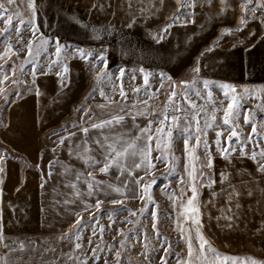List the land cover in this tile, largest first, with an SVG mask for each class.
<instances>
[{
    "label": "crops",
    "instance_id": "obj_1",
    "mask_svg": "<svg viewBox=\"0 0 264 264\" xmlns=\"http://www.w3.org/2000/svg\"><path fill=\"white\" fill-rule=\"evenodd\" d=\"M185 4L187 7L183 6ZM91 6L96 9L92 22L86 20L80 29L74 23L63 28L70 33L65 35L68 41L79 37L78 45L85 53L94 47H98L99 52L106 51L107 64L114 65L117 61L138 69L143 66L145 71L160 75L163 72L168 77L189 82L182 86L196 107L185 100L191 116L172 124V144L176 159L184 161L181 185L186 184V187L183 191L191 195L192 179L188 172L191 164H195L197 175L198 160H192L185 152L183 128L189 123L192 125L189 149L194 146L193 155L200 158L199 151L205 148L201 147L204 137L199 144L195 139L197 120L201 126L206 118L211 121L213 106L217 107L215 120L211 121L214 127L207 129V144L216 141L215 126L224 127L220 104L223 101L226 107L228 101L220 85H234L237 98L264 91V12L261 9L249 12L248 7L243 8L242 0H223V3L221 0H92ZM241 18L246 22L241 24ZM165 25L169 26L165 28ZM93 28L97 31L93 32ZM78 31L81 32L78 34ZM53 35L60 39L57 34ZM205 80L209 82L208 88L204 87ZM86 82L85 60L76 59L64 78L59 79L56 74L38 76L35 92L14 101L7 110L5 124L0 127V229L3 235L0 264H5L3 249L7 241L16 235H42L53 221L48 218L49 189L46 186L49 177L60 175L54 172L60 166L59 157L58 153L50 156V149L42 146V140L45 132L64 123L73 106L82 99ZM209 89L211 100L206 98ZM197 90L200 97L195 94ZM128 128L127 139L131 141L137 135V120H129ZM222 132L225 139L230 129ZM116 133L105 135L102 131L95 141L91 139L96 144L98 161L104 159L105 138L117 141L120 136ZM68 136H65L63 153L70 157V168H73L84 163L82 157H88L89 144L93 141ZM223 142L229 144L226 139ZM78 144L81 151L77 149L74 154ZM244 152L245 155L229 153L227 159L220 154L213 156L212 181L215 182L202 191L200 223L220 254L259 261L264 260V172L259 171L264 158L256 156L254 160L252 149ZM80 157L82 160L78 162ZM186 163L190 165L187 169ZM221 172L225 173L224 180H221ZM195 183L197 186V180Z\"/></svg>",
    "mask_w": 264,
    "mask_h": 264
},
{
    "label": "rangeland",
    "instance_id": "obj_2",
    "mask_svg": "<svg viewBox=\"0 0 264 264\" xmlns=\"http://www.w3.org/2000/svg\"><path fill=\"white\" fill-rule=\"evenodd\" d=\"M0 4L4 5L0 11L5 13L0 16V69H3L0 71V89H3L0 91L1 127L5 124L9 106L14 101L35 92L38 76L60 73L59 79L64 78L71 63L81 58L79 52L75 51L80 49L78 45L80 38H75L76 41H68L65 35H70V33L63 28L74 23L80 29L86 24V20L92 22L93 12L96 9L91 6L92 0H14L11 5L7 3V0H0ZM242 4L243 8L248 7L251 13L258 12V9L264 12V0H242ZM9 15L12 17L11 22L4 23ZM32 24L36 27H31ZM50 29L56 32L53 33ZM80 32L78 31V34ZM53 34L60 36V39L58 38L60 43L67 49L66 51L61 50L59 58L55 50L57 38L53 37ZM45 39L47 44L43 42ZM29 47H31V53H29ZM87 51L92 52L93 55L87 60L84 59L87 82L82 99L73 106L64 123L58 128L45 132L42 140V146L50 149L49 155L55 157L58 153L59 157L57 162L60 166L54 172L58 171L57 174L60 175L54 173V177H49L46 186L49 189L48 218L51 217L53 221L49 223V229L42 235H16L7 241L3 249L5 264H105V261L107 264H178V261L187 260L188 246L186 239L181 238L182 235L187 237L190 234L193 238V245L197 249L199 242L195 239L196 226L191 219H185L186 215L191 214L186 213L181 207L182 203H187L191 195L183 191L186 187V184L181 185L184 182V179H181L184 176L182 174L184 161L176 159L172 140L167 148L162 147L161 151H156L155 137L153 138L151 145L154 150L151 155L154 168L147 175L141 168H133V162H139V156H128L125 160L126 168L132 169L131 175L127 170L121 172L117 167L102 174L98 164L89 166L85 159L82 165L70 168V157H66L63 153L67 139L65 136L69 133L72 134L69 136L75 139L82 136L95 141L102 131L105 135H113L117 132L116 135H119L121 139L119 144H124L128 141V121L133 120V115L137 120V135L149 120H153L152 130L155 132V128L160 126L159 120L155 118L162 119V116L160 108L152 105L151 98L157 89L165 88L167 82H173L175 78L168 79L165 75L163 84H161L160 73L145 71L150 74L149 84L152 95H148L144 90L149 86L144 84L143 73L140 69L116 61L114 65L107 64L105 69L112 75L111 82L104 80L97 84L96 72L104 67L101 63L93 68L96 57L100 53L99 48H89ZM103 52L108 57L107 52ZM65 66H67V71L64 70ZM120 67L125 68L122 77L118 72ZM133 69H135L134 72ZM34 71L35 76H33ZM5 75L8 76L6 80L3 79ZM121 84L125 92L124 97L119 93ZM94 88L96 91L93 93ZM101 88L106 93L107 100L100 95ZM134 89L138 90L134 91ZM244 98L247 99L250 107H244L240 103ZM238 100L240 115L237 131L241 132V140L245 141L244 150H255L257 156L262 158L259 153L264 148V91L254 95H241ZM101 104L106 106L97 107ZM81 106L89 108V112L78 111ZM141 111H146L147 114L136 115ZM125 113L129 114L125 115ZM115 114L124 115V119L119 123L105 125L103 128L89 126L91 122L108 119ZM245 114L252 118L248 124L244 122ZM89 115H93V120L89 123H81V117L84 116L86 119ZM253 122L256 123L257 130L261 134L256 141L247 139ZM85 127L88 128L87 133L82 131ZM253 135L256 134L253 133ZM223 140L225 139L222 132L220 137L222 146L226 145ZM94 141L93 144H89L88 157L98 161L100 159ZM233 141L235 144L229 147V153H239V142L236 138H233ZM144 142L143 140L137 141L138 144ZM59 143L62 144L58 146ZM201 147L203 148L204 145ZM231 147H235L236 151H231ZM74 148H76L74 154L77 149L78 152L81 151L79 144ZM208 148L212 158L219 154L216 143L208 144ZM162 153V159L157 160L156 157L161 156ZM199 156L196 175L198 207L203 189L209 184V180H212V168L202 167L205 163V149L202 152L199 151ZM80 160H82L81 157L78 162ZM53 168L52 166L51 170ZM201 171L204 172L203 176L200 175ZM89 172L92 173L91 176L88 175ZM137 177L146 185L155 179V183L149 188L152 202H148L147 196L143 200L139 198L143 195L144 189L136 183ZM86 181L93 182L91 196L88 195L89 186ZM97 181L102 183L97 185ZM115 187L121 188L123 195L116 192ZM97 199L102 201L99 209L93 207L87 211L83 210L86 205L95 206ZM114 199L121 200V203H111ZM146 202L148 207L142 213L140 210ZM153 207L158 213L155 229L152 227L153 221L150 215ZM121 208L132 211H116ZM77 214L80 217L78 225L75 223ZM200 217L199 211V223ZM85 222H88L87 226ZM200 232L210 242L201 223ZM77 236H79L78 239ZM121 240H124L123 245L119 243ZM77 244L80 247L77 248ZM210 244L212 245L211 242ZM165 248L168 249L167 252ZM117 251L120 253L119 257L115 255ZM205 255L210 260H215L214 253L206 252ZM161 256L164 257V261H161ZM221 256L224 257L222 254ZM234 258L236 259L223 261V264H246L247 262V259ZM259 261L264 262V260Z\"/></svg>",
    "mask_w": 264,
    "mask_h": 264
},
{
    "label": "snow or ice",
    "instance_id": "obj_3",
    "mask_svg": "<svg viewBox=\"0 0 264 264\" xmlns=\"http://www.w3.org/2000/svg\"><path fill=\"white\" fill-rule=\"evenodd\" d=\"M14 0H7V3L9 5L13 4ZM221 3H223V0H221ZM184 7H187V4L183 5ZM4 5L0 4V9H3ZM5 13L3 11H0V16H3ZM188 15H192L191 13H189ZM12 20L11 15L8 16L7 20L4 21V23H10ZM246 21L241 18L240 23L243 24ZM262 23H264V20H262ZM169 25H165V28H167ZM31 27L35 28L36 25L32 24ZM93 32H96L97 30L95 28L92 29ZM223 31L225 32H229L231 31V29H224ZM155 37V34H154ZM160 38H163L162 36ZM45 44H47V40L45 39L43 41ZM64 49L65 51L67 50L65 48L64 45H62L59 41V39L57 38L56 41V45H55V50L57 53V57L59 58V54L61 53V50ZM31 47H29V53H31ZM75 51L79 52L80 56L82 59L87 60L89 56L93 55L92 52H88L85 53V51L83 49H76ZM103 64L104 67L100 68L98 72H96V76L95 79L97 81V84H100L102 81L107 80L109 82H111L112 80V75L110 72L106 71L105 69L107 68V59L105 56L104 52H100L98 54V56L96 57V61L93 64V68L96 67V65L98 64ZM14 67V66H13ZM33 68L35 69V65H33ZM64 70L67 71V66L64 67ZM198 70V69H196ZM0 71H3V69H0ZM135 71V69H133V72ZM118 72L120 74V76L122 77L125 73V68L124 67H120L118 69ZM140 72L143 73V81L145 85H148L149 87L145 88V94L148 95H152L151 91H150V84H149V73L145 72V69L143 68V66L140 67ZM57 75H60V73H57ZM33 76H35V71L33 72ZM165 78V74L162 72L161 73V84H163ZM3 79H8V76L5 75L3 77ZM133 79H135V76L133 75ZM168 79H170V77H168ZM189 82L188 81H181L180 84L181 85H187ZM191 83H195V80H193ZM204 87L208 88V81H204ZM220 87L223 89L224 91V96L225 99H227V105L226 107L223 104V101H221L220 104V108L223 110V128L221 126H215L216 127V145H217V151L219 152V154L223 157H225L226 159L228 158L229 155V147L230 145L234 142L233 138H236V141L239 142L240 145V154L241 155H245L246 153L244 152V140H241V132L237 131V128L239 127L238 124V118H239V109H240V103L239 100L237 98V96L235 95L236 93V87L234 85L231 84H222L220 85ZM172 91L168 96V101H169V106H173L174 104H178L179 101H173L172 98L177 96L178 93L175 91V85H172ZM138 89H134V91H136ZM0 91H3V89H0ZM96 91V89H93V93ZM100 95L102 97H104L106 100L108 99L106 93L103 91V89L101 88L100 90ZM157 91H159L157 89ZM119 93L122 97L125 96V92H124V88L121 84V87L119 89ZM197 97L201 96V93L197 90L195 92ZM91 98V97H88ZM126 98V97H125ZM204 98V97H201ZM208 100L212 99V93L211 90L209 89L207 97ZM183 99H185L187 101L188 104H191L193 108L196 107L195 101L191 100L188 98V91L187 89L185 90L184 94H183ZM7 102V101H6ZM111 102V101H109ZM106 105H97V107H105ZM174 112H179L181 111L180 107H174ZM201 110H204L203 108H201ZM217 107L214 105L212 112L213 115L211 117V121L215 120V115L214 113L217 111ZM78 111L84 112V113H88L89 112V108L81 106ZM122 111V110H121ZM131 111V110H130ZM129 113H125V115H127ZM147 114L146 111H141L136 113V115H145ZM94 115V114H93ZM93 115H89L87 116V118L85 119L84 116L81 117V123H89L90 121L93 120ZM193 118L195 119L196 114L193 113ZM124 119V115H120V114H115L113 116H111L108 119H104V120H96L95 122H91L89 124L90 127L92 128H103L105 125H111L114 122L115 123H119L121 120ZM155 119L159 120V127L155 128V132H153L152 130V126H153V120H149L148 124L145 125V127L141 128L139 130V134L137 135V137L133 138L131 141H127L122 145L118 146V141L120 138L117 139V141H108L107 138H105V142L107 143V148H105L103 156L104 159L102 161H95L94 158L92 157H82L83 159H85L86 164H89V166H92L94 164H100L102 165L99 170L101 172H108V169L112 166L117 167L121 172L127 170L129 175H131V171L132 169L130 168H126L125 165V160L127 159L128 156H139V162H133V168H141L145 175H147L153 168H154V163H153V158H152V151L154 150L152 148L151 142L153 141V138L155 137V144H156V151H161L162 147L163 148H167L172 140V129L174 127V125H166L165 121L166 120H172V121H178V117L173 114L171 116L169 115H164L163 119H160L159 117H156ZM251 117L247 114L244 115V122L245 124L250 123L251 121ZM133 121L135 122V115H133ZM209 119H205V124L203 126H201L199 124V121L197 120L196 122V132L198 134L195 135V139L197 141V144L201 143V137H204L203 140V144H204V148H205V163L202 165V167H207V168H212L213 166V158L211 155V151L208 148V144H207V129L210 127H214V124L211 122ZM75 127V124L73 125ZM192 125L189 123L187 124L184 128H183V132H184V143H185V152L192 158V160H198L199 157H196L193 155L194 152V146L192 148V150L189 149V139L192 138V133L189 132V128H191ZM230 129L229 135H227L225 137V139L229 142V144L226 145H221L220 142V137L222 135V131L223 130H227ZM83 132L87 133L88 132V128H83L82 129ZM253 133H255L256 135L254 136ZM55 134V133H53ZM69 135H72L71 133H69ZM261 134L258 132L257 130V125L256 123H251V132L247 134V139L248 140H252V141H256L259 136ZM138 140H143L145 141L144 143L138 144L137 141ZM61 142H63V138H61ZM97 143H99V141H97ZM101 147L103 148L104 145L102 144ZM70 153L72 152V149L69 148ZM231 151H236L235 147H231ZM252 158L255 160L257 153L255 150H253V152L251 153ZM259 155L264 158V148L261 149ZM163 153L161 154V156H157L156 159L160 160L162 159ZM0 159H2V157H0ZM189 163L185 164V168H189ZM196 165L195 164H191V171L188 172V175L191 177L192 179V183L190 184L191 190H192V194L190 197H188L187 203L186 204H181V207L184 209V211L186 213H190L191 215H186L185 219H191L193 224L196 226L195 231H196V236L195 239L199 242L198 244V249L194 247L193 245V238L192 236L189 234L187 237L182 235V239H186V243L188 246V259L187 260H183V261H178V264H223V261L226 260H235L236 258L233 257H227L224 256L222 257L220 253L216 252V250L212 247V245L210 244L209 241H207L203 234L200 232V223H199V207L197 205V186H196ZM259 171L260 172H264V164H261L259 167ZM89 176L92 175L91 172L88 173ZM200 175L203 176L204 172L201 171ZM79 178V176L77 177ZM226 178L225 173L221 172V180H224ZM95 178H93L94 180ZM181 179H183V177H181ZM88 183L89 186V191H88V195H92L93 194V182L92 181H86ZM215 181L209 180V186H211L212 183H214ZM99 182L97 181L96 184L98 185ZM127 183V181L125 182ZM136 183L140 185V187H142L144 189L143 195H141L139 198L141 200L144 199L145 196L148 197V202H152V197L149 194V188L151 187V184L155 183V179H153L152 181H150L147 185L144 184L141 179L139 177L136 178ZM202 186V185H201ZM116 192L120 193L121 195H123V190L119 187H115L114 189ZM215 194V193H213ZM135 198V197H133ZM102 201L97 199L95 206L92 205H86V207L83 209L84 211H87L89 208H95V209H99L100 205H101ZM111 203L113 204H119L121 203V200L119 199H114L111 201ZM154 203V202H153ZM148 207V203L146 202L144 207L140 210L142 213L144 212L145 209H147ZM116 211H129L131 212V209H126V208H121V209H117ZM89 215L91 216V212L89 213ZM150 215L152 218V227L155 229L156 228V219H157V211L156 208L153 207L150 210ZM230 219V217H229ZM75 223L78 225L80 223V217L79 214H77V220L75 221ZM88 222H85V226H87ZM102 227V226H101ZM181 232L183 233V229H181ZM95 234V233H93ZM79 238V236H77V239ZM0 239H3V235H2V229H0ZM119 243H121L122 245L124 244V240H121ZM76 247H80L79 244L76 245ZM165 252L168 251L167 248L164 249ZM95 251V249L93 250ZM206 252H211L214 253L215 255V260H210L205 253ZM195 253V256H194ZM115 255L117 257H119L120 253L119 251H117L115 253ZM194 257V258H193ZM97 259H99V257L97 256ZM161 261H164V257L161 256ZM105 264H107V261H105ZM246 264H264V262L258 261L254 258L249 257L247 259Z\"/></svg>",
    "mask_w": 264,
    "mask_h": 264
},
{
    "label": "built area",
    "instance_id": "obj_4",
    "mask_svg": "<svg viewBox=\"0 0 264 264\" xmlns=\"http://www.w3.org/2000/svg\"><path fill=\"white\" fill-rule=\"evenodd\" d=\"M173 82H167V86L163 89H160L159 91H155V93L153 94L152 98H151V103L154 106H157L160 108L161 110V116L162 119L164 117V115H173L175 114L178 117V121H182V120H186L188 119L191 114L188 111V109L186 108L185 105V99H183V94H184V88L183 86L180 84L181 81H176L175 79L172 80ZM172 85H175V91L178 93L177 96L173 97L172 100L175 101H179L178 104H174L173 106H169V101H168V96L171 93L172 89ZM240 103L244 106V107H250L251 105L247 102V99H242L240 101ZM174 107H180L181 111L179 112H174ZM177 121H172V120H166L165 123L166 124H174Z\"/></svg>",
    "mask_w": 264,
    "mask_h": 264
}]
</instances>
